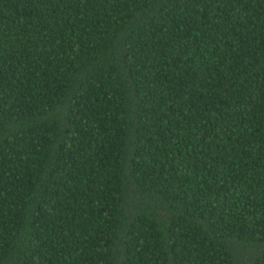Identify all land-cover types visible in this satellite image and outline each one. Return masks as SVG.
I'll return each mask as SVG.
<instances>
[{
    "label": "trees",
    "instance_id": "1",
    "mask_svg": "<svg viewBox=\"0 0 264 264\" xmlns=\"http://www.w3.org/2000/svg\"><path fill=\"white\" fill-rule=\"evenodd\" d=\"M0 264H264V0H0Z\"/></svg>",
    "mask_w": 264,
    "mask_h": 264
}]
</instances>
